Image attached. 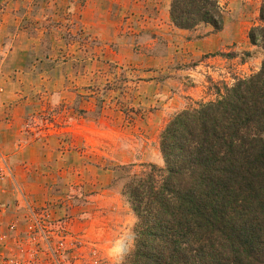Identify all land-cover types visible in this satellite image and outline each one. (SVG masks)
Wrapping results in <instances>:
<instances>
[{
    "label": "rangeland",
    "instance_id": "374dc122",
    "mask_svg": "<svg viewBox=\"0 0 264 264\" xmlns=\"http://www.w3.org/2000/svg\"><path fill=\"white\" fill-rule=\"evenodd\" d=\"M170 1L0 0V264H120L125 176L163 165L171 115L259 70L261 0H219V30L173 27Z\"/></svg>",
    "mask_w": 264,
    "mask_h": 264
},
{
    "label": "trees",
    "instance_id": "16d2710c",
    "mask_svg": "<svg viewBox=\"0 0 264 264\" xmlns=\"http://www.w3.org/2000/svg\"><path fill=\"white\" fill-rule=\"evenodd\" d=\"M168 17L182 30L223 23L219 0H171ZM247 34L264 55V24ZM214 91L171 115L159 133L162 166L125 176L136 222L120 264H264V57Z\"/></svg>",
    "mask_w": 264,
    "mask_h": 264
}]
</instances>
